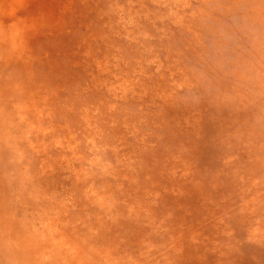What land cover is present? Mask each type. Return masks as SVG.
<instances>
[{
    "label": "rangeland",
    "instance_id": "obj_1",
    "mask_svg": "<svg viewBox=\"0 0 264 264\" xmlns=\"http://www.w3.org/2000/svg\"><path fill=\"white\" fill-rule=\"evenodd\" d=\"M176 2L188 7H160ZM238 2L0 0V260L6 238L21 245L30 231L47 233L56 253L29 255L33 264H138L151 244L159 249L147 264H216L201 256L213 216L264 199V26L231 27ZM9 46L17 51L6 60ZM198 77L213 95L250 91L195 114L205 137L229 125L234 135L202 144L191 177L169 179L165 142L144 114L159 93L187 91ZM6 112L34 144L56 142L51 155L70 159L71 171L36 193L47 197L40 206L7 194ZM88 167L104 175L85 179ZM88 185L86 197L76 191Z\"/></svg>",
    "mask_w": 264,
    "mask_h": 264
},
{
    "label": "clouds",
    "instance_id": "obj_2",
    "mask_svg": "<svg viewBox=\"0 0 264 264\" xmlns=\"http://www.w3.org/2000/svg\"><path fill=\"white\" fill-rule=\"evenodd\" d=\"M160 7L183 9L188 5L176 2L163 4ZM233 7L235 12L231 27H237L238 23L250 30L264 26V0H261L260 5H256L251 0H240ZM69 8L70 3L61 8V14ZM99 11L102 13L103 8ZM16 51L17 49L9 46L6 49L5 59H11ZM200 86L201 78L198 77L188 85L187 91L178 92L173 89L166 94L159 93V99L154 100L144 114V119L151 126L153 134L158 140L165 142L160 146L166 153L164 165L169 179L181 180L191 177L195 167V154L202 144L226 143L234 135L228 131L229 125L221 128L216 135L205 137L194 118L195 114L203 110L206 105L227 107L229 104L242 103L250 91L245 85L241 92L232 95L219 91L213 95L207 90L200 91ZM173 109H178L183 114L179 118L170 117L169 112ZM4 135L7 148L4 164L7 194L15 197V201H22L26 209L33 205L44 204L47 197L37 196L36 193H43L46 182L51 181L58 169H68L70 159L51 155L53 150L60 147L56 142L44 147L34 144L29 140V133L24 128L19 124L10 123L8 112L5 113ZM34 159L35 165H33ZM92 163L89 161V164ZM103 175L102 169L88 167L84 178ZM77 179L80 180L81 177L78 175ZM14 181L15 185H13ZM91 190L92 185L76 189L85 197L91 193ZM99 190L103 191V187ZM212 227L214 235L208 240L201 256L215 254L216 264H234L236 257L248 254L249 264H264V199L249 202L244 206L231 208L225 206L213 216ZM158 249V245L151 244L141 252V256L146 260H141L138 264H147V260L152 259L158 253ZM175 253L176 250L173 249L171 254L175 255ZM0 264H33V262L28 259L24 246L6 238L4 258L0 260Z\"/></svg>",
    "mask_w": 264,
    "mask_h": 264
},
{
    "label": "bare ground",
    "instance_id": "obj_3",
    "mask_svg": "<svg viewBox=\"0 0 264 264\" xmlns=\"http://www.w3.org/2000/svg\"><path fill=\"white\" fill-rule=\"evenodd\" d=\"M29 233L30 234H28V236L26 235L22 238L23 240L21 243V245L24 246L27 250L28 256L30 255L33 258L34 254L37 253L39 255L40 260L43 259L45 261H49V256H51L53 258V260L51 261H55L56 253L52 252V241L51 238L47 237V233L45 235H43V233L41 232L38 235H36L37 233L35 232L32 233L29 231ZM30 261L33 262L32 259Z\"/></svg>",
    "mask_w": 264,
    "mask_h": 264
}]
</instances>
